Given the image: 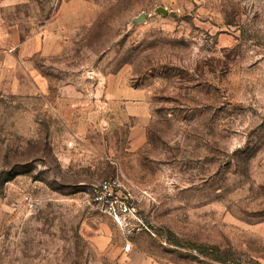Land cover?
Listing matches in <instances>:
<instances>
[{"label": "rangeland", "instance_id": "obj_1", "mask_svg": "<svg viewBox=\"0 0 264 264\" xmlns=\"http://www.w3.org/2000/svg\"><path fill=\"white\" fill-rule=\"evenodd\" d=\"M47 24L0 79V264H264V0H0Z\"/></svg>", "mask_w": 264, "mask_h": 264}, {"label": "crops", "instance_id": "obj_2", "mask_svg": "<svg viewBox=\"0 0 264 264\" xmlns=\"http://www.w3.org/2000/svg\"><path fill=\"white\" fill-rule=\"evenodd\" d=\"M36 56H57V36L48 24L43 31L18 43L0 34V79Z\"/></svg>", "mask_w": 264, "mask_h": 264}, {"label": "built area", "instance_id": "obj_3", "mask_svg": "<svg viewBox=\"0 0 264 264\" xmlns=\"http://www.w3.org/2000/svg\"><path fill=\"white\" fill-rule=\"evenodd\" d=\"M120 185L114 181H103L92 188V198L96 206L104 209L117 224L125 222L124 218L134 217V210L127 204V198L121 195ZM129 251V247L124 249Z\"/></svg>", "mask_w": 264, "mask_h": 264}, {"label": "water", "instance_id": "obj_4", "mask_svg": "<svg viewBox=\"0 0 264 264\" xmlns=\"http://www.w3.org/2000/svg\"><path fill=\"white\" fill-rule=\"evenodd\" d=\"M155 14H160L162 16H165L167 14V11L162 9V8H157L155 11H154Z\"/></svg>", "mask_w": 264, "mask_h": 264}]
</instances>
